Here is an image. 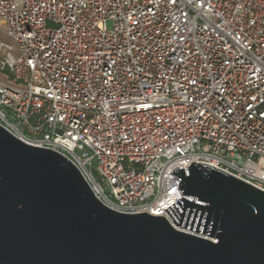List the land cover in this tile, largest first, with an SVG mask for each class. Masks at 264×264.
<instances>
[{"label":"built area","instance_id":"1","mask_svg":"<svg viewBox=\"0 0 264 264\" xmlns=\"http://www.w3.org/2000/svg\"><path fill=\"white\" fill-rule=\"evenodd\" d=\"M0 36V125L109 209L185 231L191 163L264 192V0H0Z\"/></svg>","mask_w":264,"mask_h":264},{"label":"water","instance_id":"2","mask_svg":"<svg viewBox=\"0 0 264 264\" xmlns=\"http://www.w3.org/2000/svg\"><path fill=\"white\" fill-rule=\"evenodd\" d=\"M169 174L185 231L109 209L67 157L0 125V264H264L263 191L202 164Z\"/></svg>","mask_w":264,"mask_h":264},{"label":"rangeland","instance_id":"3","mask_svg":"<svg viewBox=\"0 0 264 264\" xmlns=\"http://www.w3.org/2000/svg\"><path fill=\"white\" fill-rule=\"evenodd\" d=\"M108 26H110V23H108ZM0 40L3 42V43H5L7 46H9L10 48H11V56L14 58V59H18L19 58V56H20V52H19V50H18V48H17V45L15 44V42L12 40V39H10L9 37H6V36H0ZM81 151H79V150H77L76 151V154L78 155V156H81ZM94 176H96V173H95V171H94Z\"/></svg>","mask_w":264,"mask_h":264}]
</instances>
